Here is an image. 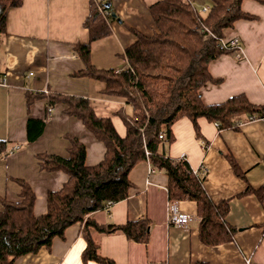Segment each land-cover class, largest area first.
Listing matches in <instances>:
<instances>
[{"label": "crops", "instance_id": "crops-1", "mask_svg": "<svg viewBox=\"0 0 264 264\" xmlns=\"http://www.w3.org/2000/svg\"><path fill=\"white\" fill-rule=\"evenodd\" d=\"M106 1L116 18L110 14V35L91 44L90 60L95 67L120 71L128 67L123 53L136 40L134 31L154 32L148 7L159 0ZM183 1L198 9L209 10L212 5V0ZM89 2L22 0L20 6L7 10L6 35L0 38V73L7 76L9 86H0V140L6 141V150L11 151L0 155V210L3 200L22 199L19 180H24L35 193L34 213L46 211L47 191L59 189L66 175L42 170L37 155L66 156L69 136L85 144L86 164L99 162L104 154L103 144L80 120L66 115L62 104L55 105L48 115L45 100L37 98L28 105V94L46 88L50 93L86 97L97 116L110 117L117 132L125 134L116 112L132 115V106L101 94L102 82L74 75L84 66L74 46L88 42L83 21ZM243 9L258 19L239 20L224 31L226 38H239L243 52L239 56L236 50H230L211 63V74L222 81L202 89L207 103L240 93L254 103H264V5L245 0ZM30 72L32 75L26 76ZM29 118L44 122L41 134L31 142L27 141ZM198 124L199 137L188 119L179 120L173 126L175 141L161 144L158 150L172 159L184 156L193 171L203 175V187L213 202L229 200L226 222L235 229L233 239L216 246L204 245L198 236L197 206L191 200L177 201L181 211L193 217L188 226L168 224L166 175L161 170L151 171L144 161L129 172L132 186L127 198L92 212L89 218L102 225L145 221L147 241L129 240L121 230L107 234L90 227L100 257L114 264H247L248 259L250 264H264V200L253 193L237 196L247 185L264 188V121H247L237 130H219L204 118L198 119ZM226 152L232 154L244 179L233 173ZM80 229L78 223L69 226L63 238L53 239L49 249L23 255L15 264H104L82 261L85 242Z\"/></svg>", "mask_w": 264, "mask_h": 264}, {"label": "trees", "instance_id": "trees-1", "mask_svg": "<svg viewBox=\"0 0 264 264\" xmlns=\"http://www.w3.org/2000/svg\"><path fill=\"white\" fill-rule=\"evenodd\" d=\"M245 0H212L206 13L183 0H159L148 7L155 25L151 34L134 31L136 40L123 56L128 67L120 71L95 67L90 60L91 44L110 35L108 21L102 10L111 14L106 0H90L83 26L88 31V42L74 46L83 68L74 73L103 83L101 94L107 98L130 104L132 115L118 110L125 134L121 136L110 117H99L86 97L59 93L28 94V105L37 98L45 100L46 113L57 104L64 106L66 115L80 120L84 127L104 146L102 159L86 164V146L75 136H69L66 156L52 153L37 155L39 166L47 172L61 171L66 181L57 190L46 193V211L34 213L35 193L30 185L19 180L21 200H3L0 210V264H15L26 254L49 249L53 239L63 238L66 229L80 224V236L85 242L82 252L84 263L93 260L114 264L97 253L89 228L112 233L121 230L129 240L147 241V223L129 221L124 225H102L89 218L94 211L107 207L108 203L127 198L131 188L128 175L140 162H148L155 170H161L167 178L168 202L191 200L196 203L198 236L206 246L230 242L235 229L228 225L226 216L229 200L213 202L203 187V175L195 173L185 159H172L158 150L163 143L175 141L173 126L181 119H188L200 136L198 119L204 118L217 124L219 130L239 127L236 121L245 122L249 117L264 119V103L252 102L244 93L207 103L202 89L208 84H220L222 78L214 77L210 65L230 50H222L217 38H226L224 31L234 27L239 20L254 21L258 16L245 11ZM264 5V0H252ZM22 0H0V38L6 35V13L18 7ZM213 33L215 38L210 34ZM44 122L29 118L27 141H34L42 132ZM164 132V140L159 133ZM7 142L0 140V153ZM148 151V154H146ZM233 173L244 179L230 152H226ZM253 193L264 200V188L247 185L237 196ZM193 264H208L194 262Z\"/></svg>", "mask_w": 264, "mask_h": 264}, {"label": "built area", "instance_id": "built-area-1", "mask_svg": "<svg viewBox=\"0 0 264 264\" xmlns=\"http://www.w3.org/2000/svg\"><path fill=\"white\" fill-rule=\"evenodd\" d=\"M208 10L207 8H200L199 9V12L200 13H206ZM102 14L107 17L110 15V12L107 11V10H102ZM214 38H215V35L213 33H210ZM218 39V46L220 49L222 50H236L237 51V55L239 56H242V48H241V45H240V41H239V38L238 37H231V38H217ZM32 75V72L28 73L26 76H30ZM0 86H4V87H7L9 86L8 84V79H7V76L5 74H2L0 73ZM35 94L36 93H45V94H49V90H47L46 88H43L41 90H38V91H35L34 92ZM53 108L50 107L47 111V114L50 115L51 112H52ZM255 119H260V120H263L264 119L262 118H256V117H249L247 119V121H252V120H255ZM245 121V122H247ZM242 121H236L235 124L237 125H241ZM217 126V124H216ZM159 138L164 140L165 138V133L164 132H160L159 133ZM13 148H18L17 145H15ZM11 150H5L4 153H8L10 152ZM4 153H0V155H4ZM146 154H148V151H146ZM180 159H185L184 156H181ZM151 171H155V169L151 166ZM197 173V172H196ZM111 204L108 203L107 206H109ZM167 222L168 224L170 225H173V226H180V227H187L188 224L193 220V217L190 215V214H187L183 211H181L178 203L176 201H172V202H168L167 203ZM251 260H247V264H250Z\"/></svg>", "mask_w": 264, "mask_h": 264}, {"label": "water", "instance_id": "water-1", "mask_svg": "<svg viewBox=\"0 0 264 264\" xmlns=\"http://www.w3.org/2000/svg\"><path fill=\"white\" fill-rule=\"evenodd\" d=\"M107 5V7H109L110 6V4L109 3H107L106 4ZM112 15V17H115L116 18V15L113 13V14H111ZM164 226H166V224L164 223Z\"/></svg>", "mask_w": 264, "mask_h": 264}, {"label": "bare ground", "instance_id": "bare-ground-1", "mask_svg": "<svg viewBox=\"0 0 264 264\" xmlns=\"http://www.w3.org/2000/svg\"><path fill=\"white\" fill-rule=\"evenodd\" d=\"M103 15V14H102ZM104 16V15H103ZM105 17V16H104ZM106 18V17H105ZM177 202V201H176Z\"/></svg>", "mask_w": 264, "mask_h": 264}]
</instances>
